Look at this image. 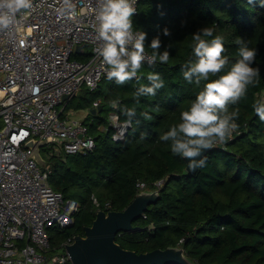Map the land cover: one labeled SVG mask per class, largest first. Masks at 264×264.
<instances>
[{
	"label": "trees",
	"instance_id": "16d2710c",
	"mask_svg": "<svg viewBox=\"0 0 264 264\" xmlns=\"http://www.w3.org/2000/svg\"><path fill=\"white\" fill-rule=\"evenodd\" d=\"M204 27L223 37L229 67L238 59L240 38L256 48L252 66L260 68V76L238 103L228 106L229 113L238 112V128L209 149L205 167L189 173L186 159L174 155L171 142L160 137L180 122L181 112L203 89L205 82L189 83L182 73L183 65L195 59L192 34ZM133 28L147 33L145 48L151 53V40L158 36L169 61L143 62L138 77L123 85L104 77L97 90L83 87L67 103V110H88L84 122L95 147L85 155L57 152L53 144L41 148L53 189L79 204L70 226L48 228L51 251L85 235L99 210H123L140 191L159 189L157 201L134 222L140 228L116 236L122 247L141 253L180 246L196 264H264V121L253 108L264 103V0H141ZM165 28L171 35L163 34ZM84 47L76 59H89L91 50ZM151 73H159L164 86L155 96L138 97L141 86H151ZM98 99L102 110L93 113ZM115 99L120 103L113 108ZM124 108H134L136 116L125 141H116L109 115L117 111L128 120Z\"/></svg>",
	"mask_w": 264,
	"mask_h": 264
},
{
	"label": "built area",
	"instance_id": "2783aa9c",
	"mask_svg": "<svg viewBox=\"0 0 264 264\" xmlns=\"http://www.w3.org/2000/svg\"><path fill=\"white\" fill-rule=\"evenodd\" d=\"M132 2L138 14L141 0ZM71 3L69 18L59 14L63 0H32V9L18 13L11 30L0 31V264H72L67 246L74 238L62 243L61 252L51 251L48 228L70 226L79 204L53 189L51 169L42 168L27 145L45 140L57 152L83 155L95 147L89 126L66 109L65 97L83 87L95 91L107 77L108 67L95 51L101 43L97 0ZM78 45L89 46L88 60L74 57ZM145 54L151 56L146 48ZM144 63L150 64L147 58ZM109 121L113 138L125 141L132 122L117 111Z\"/></svg>",
	"mask_w": 264,
	"mask_h": 264
},
{
	"label": "clouds",
	"instance_id": "9594fccd",
	"mask_svg": "<svg viewBox=\"0 0 264 264\" xmlns=\"http://www.w3.org/2000/svg\"><path fill=\"white\" fill-rule=\"evenodd\" d=\"M248 2L252 4L254 0ZM32 7V0H0V31L11 30L16 24L17 14L22 11L26 13ZM73 12L71 0H63L59 14L71 18ZM135 14L132 0H97L96 38L101 43L95 51L108 67L107 78L115 79L118 85L136 78L146 58L150 64L157 60L161 63L169 61V51H160L161 40L158 36L151 40L149 47L152 53L146 57L147 33L133 30ZM213 32L212 28L204 27L192 34L195 59L183 65V78L197 85L202 81L205 83L188 110L181 112L180 122L173 124L160 137L163 141L171 142L174 155L189 160V168L193 171L206 166V157L197 159L204 150L211 149L217 142H226L238 128L235 123L238 112L229 113L228 106L238 103L246 95L248 87L259 82L260 76V68L252 66L256 61V48H249L247 42L240 38L237 41L238 59L229 67V58L224 55V39L219 35L213 36ZM163 34L171 35L167 28ZM208 37L211 39H206ZM148 80L151 86H141L136 93L138 97L155 96L156 90L164 86L159 73L149 74ZM110 103L116 108L120 102L115 99ZM253 108L260 120L264 121V103L254 104ZM122 112L129 124L136 116L134 108H124ZM141 116L145 120L152 119L148 113H141Z\"/></svg>",
	"mask_w": 264,
	"mask_h": 264
},
{
	"label": "water",
	"instance_id": "95a60500",
	"mask_svg": "<svg viewBox=\"0 0 264 264\" xmlns=\"http://www.w3.org/2000/svg\"><path fill=\"white\" fill-rule=\"evenodd\" d=\"M84 45H78L76 51L80 52ZM72 96H66L70 101ZM102 106L93 109L92 112H100ZM47 144L45 140L31 139L27 145L33 148V155L42 168H46V160L41 148ZM209 150H204V158ZM187 171L196 173L198 169L189 168ZM159 189L140 191L133 201L123 210H99L93 224L86 227L85 235H77L74 242L67 246L72 264H196L186 254L183 247H167L154 249L148 252L138 253L135 250L122 247L116 236L120 232L136 231L140 227L134 222L142 217L144 212L159 198Z\"/></svg>",
	"mask_w": 264,
	"mask_h": 264
},
{
	"label": "rangeland",
	"instance_id": "374dc122",
	"mask_svg": "<svg viewBox=\"0 0 264 264\" xmlns=\"http://www.w3.org/2000/svg\"><path fill=\"white\" fill-rule=\"evenodd\" d=\"M77 101H78V98H75ZM79 107H76L75 109H78ZM85 110H81V109H78V110H73L71 111L72 112V115L75 116V117H81L83 115ZM92 122V121H91ZM62 250L59 249L58 252H61Z\"/></svg>",
	"mask_w": 264,
	"mask_h": 264
},
{
	"label": "crops",
	"instance_id": "0c3cea01",
	"mask_svg": "<svg viewBox=\"0 0 264 264\" xmlns=\"http://www.w3.org/2000/svg\"><path fill=\"white\" fill-rule=\"evenodd\" d=\"M68 111H73V109H69ZM87 115H88V110L87 111L85 110L83 115L81 117H78V118L84 121V119L86 118Z\"/></svg>",
	"mask_w": 264,
	"mask_h": 264
}]
</instances>
